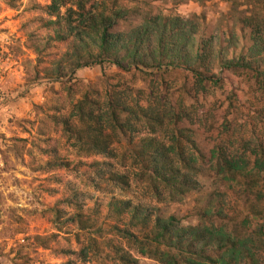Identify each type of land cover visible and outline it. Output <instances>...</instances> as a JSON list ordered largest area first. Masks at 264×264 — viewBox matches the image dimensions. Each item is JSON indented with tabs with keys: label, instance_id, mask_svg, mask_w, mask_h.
Here are the masks:
<instances>
[{
	"label": "trees",
	"instance_id": "16d2710c",
	"mask_svg": "<svg viewBox=\"0 0 264 264\" xmlns=\"http://www.w3.org/2000/svg\"><path fill=\"white\" fill-rule=\"evenodd\" d=\"M243 1L249 8L239 13L237 24L217 34L206 30L202 15L145 13L140 24L125 30L130 9L117 1L51 0L38 6L50 18L44 26L55 30L53 40L69 45L65 63L46 75L72 78L81 68L99 66L104 84V91L88 87L69 115L52 117L79 160L61 158L55 145L44 150L52 152L46 170L85 168L86 185L96 191H128L135 183L157 203L183 201L203 188L205 177L238 184L252 198L249 207L240 206L244 219L235 221L216 200L217 189L196 213L197 224L115 199L109 206L118 221L106 228L99 224L100 209H88L85 193L71 185L46 209L58 230L77 228L80 249L65 251L66 256L107 264H140L139 257L154 264H264V226L243 232L250 213L260 212L264 201V107L257 109L253 101L264 90V0ZM128 73H139L146 87L129 85ZM173 73L186 76L176 90L166 79ZM250 88L255 95L246 102ZM217 91L227 92L229 103L221 118L209 103ZM259 96L264 105L263 92ZM192 125L218 131L209 157ZM62 264L80 263L70 258Z\"/></svg>",
	"mask_w": 264,
	"mask_h": 264
},
{
	"label": "rangeland",
	"instance_id": "374dc122",
	"mask_svg": "<svg viewBox=\"0 0 264 264\" xmlns=\"http://www.w3.org/2000/svg\"><path fill=\"white\" fill-rule=\"evenodd\" d=\"M50 1L0 0V99L8 104L7 136H0V161L4 163L0 183V264H62L70 258H75L80 264H107L94 257L83 263L76 255L64 254L65 251L77 252L80 249L76 241L77 228L67 226L58 230L46 209L54 206L71 185L85 193L88 209H100L99 224L106 228L118 221L109 206L115 199H131L135 204L152 206L166 215H176L184 224H197L196 213L207 206L211 194L217 189L221 196L216 200L224 203L227 215L234 220L244 219L240 206L249 207L251 196L243 194L238 184L231 187L211 177L203 178V188L189 194L183 201L157 203L141 185L135 183L128 191H96L86 185L85 168L75 172L46 170L45 164L51 159L52 152L47 154L44 150H52L55 145L61 158L74 162L79 160L75 149L61 137L60 128L56 127L52 117L69 115L72 105L88 87L104 91L103 69L99 66L81 68L72 78L55 80L46 75L58 62H64L63 57L69 50L67 42L53 40L54 29L44 26L50 18L38 6L45 7ZM95 1L108 5L117 1L119 5L128 7V20L122 24L125 30L140 24L145 13L169 17L202 15L206 18V30L217 34L219 30L237 24L239 13L249 8L243 0ZM136 9L141 11L139 15L138 12L133 13ZM61 13L65 15L66 8ZM106 72L113 71L108 68ZM166 79L171 89L176 90L185 83L186 76L173 73L166 75ZM145 81L139 73L126 74V82L134 87H146ZM254 92L253 88L248 89L246 102L252 101ZM262 92L264 94V90L258 91V98L263 97L259 96ZM226 95L227 92L217 91L209 99L211 107L217 108L218 118L225 115L229 105ZM258 98L253 99L257 109L264 107L257 102ZM192 129L199 148L209 157L218 131H207L198 125H192ZM249 130L247 127L246 131ZM84 161L89 163L93 158ZM216 200L213 201L214 206L219 203ZM260 207L264 208V201L259 206L260 212L250 213L249 223L243 232L252 233L264 226ZM235 221L230 222L231 229ZM81 237L86 239V235L81 234ZM139 262L154 264L142 257H139Z\"/></svg>",
	"mask_w": 264,
	"mask_h": 264
},
{
	"label": "crops",
	"instance_id": "0c3cea01",
	"mask_svg": "<svg viewBox=\"0 0 264 264\" xmlns=\"http://www.w3.org/2000/svg\"><path fill=\"white\" fill-rule=\"evenodd\" d=\"M2 81L0 80V86ZM8 131V104L0 99V136L5 135L7 136ZM4 163L0 161V183L2 181L1 172L3 171L2 167ZM4 174V173H3Z\"/></svg>",
	"mask_w": 264,
	"mask_h": 264
}]
</instances>
